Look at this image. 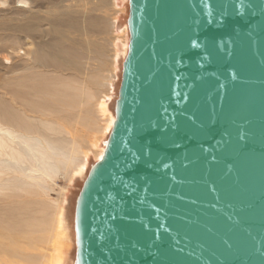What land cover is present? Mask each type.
<instances>
[{
  "label": "water",
  "instance_id": "95a60500",
  "mask_svg": "<svg viewBox=\"0 0 264 264\" xmlns=\"http://www.w3.org/2000/svg\"><path fill=\"white\" fill-rule=\"evenodd\" d=\"M76 264H264V0H129Z\"/></svg>",
  "mask_w": 264,
  "mask_h": 264
},
{
  "label": "rangeland",
  "instance_id": "374dc122",
  "mask_svg": "<svg viewBox=\"0 0 264 264\" xmlns=\"http://www.w3.org/2000/svg\"><path fill=\"white\" fill-rule=\"evenodd\" d=\"M6 1L5 6L0 2V11L6 13L7 24L19 25L26 17L30 19L37 13L42 22L41 37L45 41L59 37L53 26L56 18L70 19L83 27L91 20L108 18V15L110 18L103 25L97 22L98 30L93 32L101 52L98 69L101 82L86 87L94 94L93 105L78 106L74 110L58 106L60 114L48 117L55 130L41 138L18 136L13 145L22 155L21 162L11 158L16 154L10 149L6 150L7 154L0 155V264H49L58 256L56 241L62 245L61 264H76V206L90 171L104 155L116 118L123 63L130 41L129 0H24L29 5L22 13L17 7L22 0ZM89 29L94 31V27ZM74 33L69 32V38L62 40L71 39L70 45L74 39L87 40V35ZM17 48H22V43ZM105 60H109V64L105 62L107 67L103 66ZM91 67L92 64H88V68ZM3 100L0 95V101ZM74 141L81 143L84 153L69 160L67 147ZM98 153H102L101 156ZM47 170L48 174H40ZM38 221L58 229L61 238L56 232L58 239L48 232L47 241L46 236L41 235L43 228L33 229V223Z\"/></svg>",
  "mask_w": 264,
  "mask_h": 264
},
{
  "label": "bare ground",
  "instance_id": "6f19581e",
  "mask_svg": "<svg viewBox=\"0 0 264 264\" xmlns=\"http://www.w3.org/2000/svg\"><path fill=\"white\" fill-rule=\"evenodd\" d=\"M0 2L1 5L7 3L6 0ZM28 3L24 0L17 3L21 13L27 8ZM3 13L0 11V72L2 73L0 95L4 99L0 101V155L7 154L6 150L10 149L16 154V156L11 155V158L21 162L22 155L13 145L18 136L25 139L26 137L41 138L48 131L55 130L48 117L60 114L58 106L74 110L78 109V106L93 105L94 94L86 87L97 86L101 82L98 72L101 58L100 44L93 32L98 30L97 22L103 25L104 22L108 23L110 18L108 15V18L91 20L84 27L70 19L56 18L53 26L59 37L55 36L51 41H45L40 33L42 23L40 15L35 13L34 17L30 19L26 17L19 25L11 26L5 19L6 13ZM90 27H94V31L90 30ZM71 31L75 32L74 34L87 35V40L74 39L72 45L69 44L71 39L68 42L63 41L62 38H69ZM29 39L31 42L25 43ZM19 43H22V48H17ZM26 44L28 47H25ZM108 61L105 60L103 66L107 67ZM90 63L92 67L88 68ZM67 150L69 160L77 159V156L79 158L84 153L83 146L77 141H74L71 147L68 146ZM101 154L98 153L100 156ZM48 173L47 170L40 174ZM55 219L56 217L53 216L52 220ZM37 226L43 228L42 236H46L49 232L53 237L55 232L56 234L58 232V229L54 230L43 225L42 221L33 223V229ZM58 234L57 237L61 238V234L60 236ZM45 238L48 241V236ZM61 246L56 241L58 256L52 258L49 264H61L63 258Z\"/></svg>",
  "mask_w": 264,
  "mask_h": 264
}]
</instances>
